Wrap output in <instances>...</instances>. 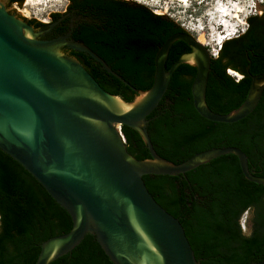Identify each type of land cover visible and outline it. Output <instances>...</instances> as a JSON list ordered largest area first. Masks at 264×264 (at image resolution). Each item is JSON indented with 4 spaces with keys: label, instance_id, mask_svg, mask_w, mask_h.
Returning <instances> with one entry per match:
<instances>
[{
    "label": "water",
    "instance_id": "95a60500",
    "mask_svg": "<svg viewBox=\"0 0 264 264\" xmlns=\"http://www.w3.org/2000/svg\"><path fill=\"white\" fill-rule=\"evenodd\" d=\"M44 35L0 2V150L35 178L73 221L71 232L42 244L36 264H52L90 234L113 264H142L145 257L146 264H200L183 225L155 200L144 176L185 175L214 159L235 155L247 180L264 185V177L250 172L247 155L236 147L210 149L180 165L163 160L146 129L147 118L182 64L196 68L194 108L204 119L222 124H236L256 110L264 74L252 77L247 99L238 110L215 113L206 100L213 59L194 36L178 33L156 55L153 86L139 93L147 96L120 113L113 102L118 96L105 91L80 61L62 49L91 57L120 79L106 62L82 43L66 37L44 41ZM176 41L186 43L191 52L167 70ZM189 56H194L195 65ZM119 98L127 105L137 99L127 103ZM123 126L139 132L151 160L129 154Z\"/></svg>",
    "mask_w": 264,
    "mask_h": 264
},
{
    "label": "trees",
    "instance_id": "16d2710c",
    "mask_svg": "<svg viewBox=\"0 0 264 264\" xmlns=\"http://www.w3.org/2000/svg\"><path fill=\"white\" fill-rule=\"evenodd\" d=\"M25 2L9 0L10 5L18 6ZM73 5L94 21L92 27L85 24L84 34L79 36L87 45L95 41L106 45V49L96 47L98 56L120 79L96 65L91 57H82L81 53L71 56L80 57L105 91L127 103L153 86L155 67L147 63H153L156 50L169 36L185 32L170 18L156 15L140 4L133 7L119 0H72ZM24 21L45 26L36 20ZM248 24L246 33L225 42L220 54L239 57L249 68L244 71L249 76L235 82L225 72L226 66L220 67V58L212 60L206 100L215 113L225 115L238 110L246 101L250 76L264 74V12L250 17ZM190 50L186 43L175 42L167 70ZM190 74L194 77L196 68L188 64L176 69L164 99L147 118L146 129L158 156L180 165L210 149L237 147L248 156L251 173L264 177V92L256 110L243 121L214 123L194 108L192 81L186 79ZM235 93H239V99H232ZM122 132L131 156L140 161L152 159L139 132L126 126ZM143 179L155 200L183 225L200 264L264 262V185L245 178L235 155L219 157L185 175ZM249 207L256 212L257 228L246 236L240 218ZM72 229L68 212L19 163L0 150V264H36L44 242ZM52 264L113 263L90 234Z\"/></svg>",
    "mask_w": 264,
    "mask_h": 264
},
{
    "label": "rangeland",
    "instance_id": "374dc122",
    "mask_svg": "<svg viewBox=\"0 0 264 264\" xmlns=\"http://www.w3.org/2000/svg\"><path fill=\"white\" fill-rule=\"evenodd\" d=\"M130 1H134L136 4L144 5L152 11L167 12V14L172 16L175 20H182L190 26L193 24L204 25L206 31L209 34H212V37L210 35V39L206 37V42L209 41L211 46H215V42L213 41L216 40L211 41L212 38H216L218 34L228 33V31L217 25L215 20L209 16L214 13V8L219 3L226 7H230V5L240 7L242 13L239 14V18L231 21L232 29H237L239 32L246 29L247 25L245 24V20L247 17L250 18L255 15L260 16L259 12L264 11V0H198L197 2L190 1L186 5L173 0ZM0 2H2L11 13L15 14L22 20H36L43 23L49 20V14L51 12H63L69 3V0H40L30 6H27L26 2L22 6L10 5L9 0H0ZM234 6L231 8L234 9ZM200 37L204 39V37ZM244 223L245 225L243 226L242 224ZM246 226V218L244 217L241 221L242 230H245Z\"/></svg>",
    "mask_w": 264,
    "mask_h": 264
},
{
    "label": "flooded vegetation",
    "instance_id": "af4514ba",
    "mask_svg": "<svg viewBox=\"0 0 264 264\" xmlns=\"http://www.w3.org/2000/svg\"><path fill=\"white\" fill-rule=\"evenodd\" d=\"M119 1L129 2V3H131V5L133 7L136 4V2L130 1V0H119ZM261 12H262V15H263L264 11H261ZM262 15H260V16H262ZM87 16H88L87 12L82 11L78 6H75V5L72 6V0H69V3L67 5L66 9L63 12L55 11V12H51L49 14V20L42 23V24L45 25L44 27H37L35 23L34 24H30V25L33 26L34 29L37 32H39V31H44L45 32V35L43 37H41V40L53 41V40H57V39L66 37L70 41H75V42H79V43H82V44L86 45L93 52H95L97 55H99L96 47L104 49L105 46H106V45H104V43H102L100 41H95L93 45L90 43L91 44V46H90V45H87L85 43V40L82 37L79 36V35H83L84 34L82 28H83V26L85 24H89L90 27H92V25L94 23V21L92 19H88ZM178 26L181 27L180 25H178ZM183 30L185 32H187L185 29H183ZM170 37L171 36H169L165 40V42ZM165 42H164V44H165ZM162 46L159 47L156 50L155 58H156V55L159 52V50L162 48ZM62 51L67 56H71L74 53L80 54V53H77V52H75V51H73V50H71L69 48H66V47H64L62 49ZM190 52H191V50L186 52V53H184V54H187V53H190ZM73 56H75V55H73ZM73 56H71V57H73ZM81 56L84 57L85 55L82 54ZM99 57H101V56H99ZM75 58L78 61H80V63L85 67L84 62L81 60L80 57L75 56ZM155 58H154L153 63H147V64L149 66H154L155 67ZM218 58L221 59L220 60V67L224 68L226 66L225 72L227 73L228 76L232 77L235 80V82H240L245 76H247V77L249 76L246 73H244V71H246V70L248 71L249 68L248 67L247 68L244 67L243 62H241V59L239 57L237 58L234 55H230L228 53H225L222 56H221V54H219ZM168 60L169 59H167L166 66L169 65L168 64V62H169ZM115 62H118V60H116ZM95 63H96V65H99L102 69H104L103 66L100 63H98L97 61H95ZM106 64L113 70V68L110 66V64L108 62ZM86 69H88V68H86ZM231 72H235L236 74L239 75V77L238 76H233L231 74ZM250 77H251V83H252V77H255V76H250ZM195 78H196V74H194V77L191 74L186 77V79L192 81V85H193V83L195 81ZM192 85H191V95H192ZM248 93H249V90L247 92V96H248ZM236 97L239 99V97H240L239 93H235L234 95H232V99H235ZM192 98H193V95H192ZM246 99H247V97H246ZM253 153H255L254 150H253ZM248 163H249V158H248ZM249 170H250V167H249ZM254 172L256 173L255 169H254ZM244 217L246 218L247 226H246L245 230H243V234L246 235V236H250L253 233V231L257 228V225L255 224L256 212H255L254 208L249 207V208L246 209V211L243 213V215L240 218V224H241V221L244 219Z\"/></svg>",
    "mask_w": 264,
    "mask_h": 264
},
{
    "label": "bare ground",
    "instance_id": "6f19581e",
    "mask_svg": "<svg viewBox=\"0 0 264 264\" xmlns=\"http://www.w3.org/2000/svg\"><path fill=\"white\" fill-rule=\"evenodd\" d=\"M37 1H40V0H27L26 1V5L27 6H30L32 4L37 3ZM173 1H182L183 3L188 4L190 1H197V0H173ZM233 6L230 5V7H226V6L222 5L221 3H219L214 8V13L212 15H209L210 17H212L213 20H215V23L217 25H219L220 27L224 28V30L228 31V33L230 34V35H228V37L223 38V44L225 42H227L228 39H229V37L230 36H233V33L235 32L234 31L235 29L234 30L232 29L231 21L234 20V19H238L239 18V14L242 13V10L240 9L239 6H234V9H232L231 7H233ZM157 14H159V13H157ZM27 35H28L29 38L32 37L31 33H29V32H27ZM197 39H198V41H199L200 44H202L204 46L206 45L203 38H201V37L198 38L197 37ZM220 40L221 39L219 38V39H216L214 42H219ZM188 60H189V63L190 64H192V65H195L196 64V61H195L194 56H189L188 57ZM231 74L233 76H238L239 77V75L236 74L235 72H231ZM146 96H147L146 94L139 96L136 99L135 103L132 104V105H127L119 97H116V98L113 99L114 107L120 113L128 112L132 108H134L135 106H137L138 104H140L144 100V98ZM146 262H147V259L145 257V259L142 262V264H146Z\"/></svg>",
    "mask_w": 264,
    "mask_h": 264
},
{
    "label": "built area",
    "instance_id": "2783aa9c",
    "mask_svg": "<svg viewBox=\"0 0 264 264\" xmlns=\"http://www.w3.org/2000/svg\"><path fill=\"white\" fill-rule=\"evenodd\" d=\"M156 15H159V16H166L168 18H170L171 20H173L175 23H177L178 25H180L183 29H185L189 34H191L192 36H194L196 39L197 37H204L205 39V42H206V37L210 39V35L212 37V34H209L207 31H206V28L204 25L202 24H193L192 26L188 25L186 22H183L182 20H175L174 18H172V16H169L167 14V12H160V11H153ZM159 13V14H157ZM259 15H262V12H259ZM248 19L249 17L246 18L245 20V24L247 25L246 29H243L241 32H239L237 29L235 30V32L233 33V36H230L228 41H231L233 39H237L239 37H241L242 35H244L248 29ZM228 35H230L229 33H224V34H218L216 38H212L211 41L217 39V38H220L221 40L219 42H215V46H211V43L208 41L206 42V45L205 47L208 49L209 53H210V57L215 60L219 57V54L223 48V38L225 37H228ZM214 42V41H213ZM243 226L245 225L242 224Z\"/></svg>",
    "mask_w": 264,
    "mask_h": 264
}]
</instances>
